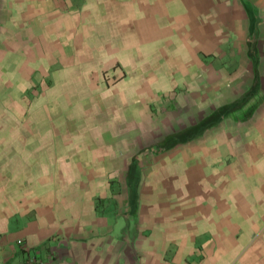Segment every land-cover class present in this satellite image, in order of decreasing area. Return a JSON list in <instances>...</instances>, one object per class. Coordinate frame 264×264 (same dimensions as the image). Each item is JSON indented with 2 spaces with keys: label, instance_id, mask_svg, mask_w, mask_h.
<instances>
[{
  "label": "crops",
  "instance_id": "1",
  "mask_svg": "<svg viewBox=\"0 0 264 264\" xmlns=\"http://www.w3.org/2000/svg\"><path fill=\"white\" fill-rule=\"evenodd\" d=\"M0 264H264V0H0Z\"/></svg>",
  "mask_w": 264,
  "mask_h": 264
}]
</instances>
